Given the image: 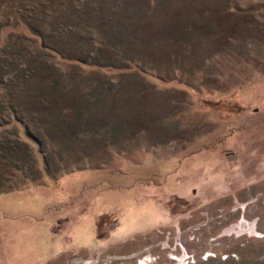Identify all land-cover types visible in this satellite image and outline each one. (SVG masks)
Returning <instances> with one entry per match:
<instances>
[{
  "label": "rangeland",
  "instance_id": "rangeland-1",
  "mask_svg": "<svg viewBox=\"0 0 264 264\" xmlns=\"http://www.w3.org/2000/svg\"><path fill=\"white\" fill-rule=\"evenodd\" d=\"M34 1L0 0L6 39L79 61L15 90L53 86L40 178L0 192V264H264V0H126L89 17L97 43Z\"/></svg>",
  "mask_w": 264,
  "mask_h": 264
},
{
  "label": "trees",
  "instance_id": "trees-1",
  "mask_svg": "<svg viewBox=\"0 0 264 264\" xmlns=\"http://www.w3.org/2000/svg\"><path fill=\"white\" fill-rule=\"evenodd\" d=\"M31 2L35 1L31 0ZM112 2H115L116 6L110 4L108 0H37L35 6L30 9L43 11L44 18L49 16V22H55L57 32L68 33V36L74 37L94 27L96 23L90 20V16H104L101 10L108 7L111 12H114L115 7H119V4L126 0H112ZM107 20L106 18L104 21ZM6 27L9 28V25L0 26V35L2 34L0 36V192L21 188L40 178L36 162L40 161L37 154L40 151L41 141L30 131L36 132L40 129L41 124L47 122V117H42L43 114L48 111V115L51 111L47 101L52 102L46 95L52 92L53 86L42 89L43 96L37 97L35 94V98L28 99L30 101L22 104L16 102L18 98L15 99L14 96L19 93L15 94V90L22 92L28 90L21 83H28L34 76L40 74L42 69L40 65L37 66L39 62L47 64L43 67L44 71L50 69L46 75L48 78L53 74L51 70L54 71L55 67L60 68L56 61L53 62L55 57L64 61H79L56 50L47 42V35H43L38 30H32L31 26L27 27L29 34L10 33L7 39ZM82 39L98 42L93 33L90 37L84 33ZM100 49L101 47L97 45L88 53L89 57L96 58ZM126 62V68H131L132 62L130 60ZM85 63L90 66L105 67L97 62L85 61ZM30 143L34 145V148ZM40 156L44 158L42 151ZM44 163L46 164V161Z\"/></svg>",
  "mask_w": 264,
  "mask_h": 264
}]
</instances>
